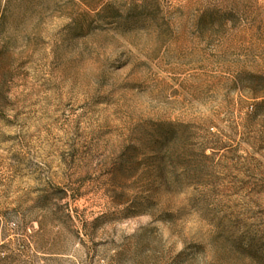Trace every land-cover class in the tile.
Instances as JSON below:
<instances>
[{"label": "rangeland", "instance_id": "1", "mask_svg": "<svg viewBox=\"0 0 264 264\" xmlns=\"http://www.w3.org/2000/svg\"><path fill=\"white\" fill-rule=\"evenodd\" d=\"M0 264H264V0H0Z\"/></svg>", "mask_w": 264, "mask_h": 264}]
</instances>
